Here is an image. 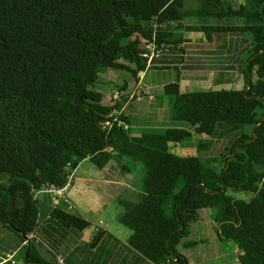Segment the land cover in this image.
Masks as SVG:
<instances>
[{"label":"trees","instance_id":"obj_1","mask_svg":"<svg viewBox=\"0 0 264 264\" xmlns=\"http://www.w3.org/2000/svg\"><path fill=\"white\" fill-rule=\"evenodd\" d=\"M185 30L201 33L206 44L222 35L247 37L238 69L243 87H183L179 69L193 71L177 47L190 42L179 32ZM151 42L162 54L148 69L176 70L175 81L164 86L174 97L171 119L199 137V154L220 131L232 139L215 168H204L200 156L172 152L192 136L186 129L134 137L119 126H130L123 92L131 81L119 86L114 105L95 90L107 70L137 79L147 70L141 52ZM177 51L182 57L172 66L169 55ZM262 116L264 0H201L193 11H186L185 0H0V228L23 242L29 238L28 263L49 264L34 248L41 215L35 192L64 186L85 161L103 169L127 157L146 170L144 192L123 204L119 218L132 250L153 264H188L177 249L193 246L186 242L192 226L202 210L212 209L218 236L235 244L239 263L264 264ZM50 219L79 233L91 227L63 204ZM106 235L99 231L92 247Z\"/></svg>","mask_w":264,"mask_h":264},{"label":"rangeland","instance_id":"obj_2","mask_svg":"<svg viewBox=\"0 0 264 264\" xmlns=\"http://www.w3.org/2000/svg\"><path fill=\"white\" fill-rule=\"evenodd\" d=\"M200 5L201 0H185L186 11H193ZM190 19L196 22L200 21L197 18ZM191 23L195 22L188 21L187 25ZM179 32L183 39H189L190 41L177 46L187 53V56H184L186 59L185 65L187 66L195 63L193 59L202 53V50L211 52L212 56L216 57L219 51L226 52L231 46V52L233 55L235 53L236 56L240 55V50L244 51L247 45V37L243 36L237 38L224 35L215 36L217 37L215 44H206L199 32H188L186 30ZM213 62L215 65L218 63L217 60H212V64ZM179 70L183 75V81H181L183 87L186 86L193 91H199L212 89L210 87L214 86L208 83L206 87L201 86L199 79L192 76L196 72L194 70L188 72H184L182 69ZM176 74V70L148 69L145 71L141 87L137 89L139 92L141 91L140 100H138V94L131 101L127 97V103L131 104L126 108L131 135L134 137H140L143 134L160 135L171 128L186 129L192 132V136L182 144L174 147L172 152L178 156H200L204 168H215L219 152L223 151L232 139L222 137L220 131L215 138L209 141V151L199 154L197 151L199 137L194 135L187 124L177 123L171 119L174 97L167 96L164 93V86L174 82ZM233 75L236 76L238 73L234 72ZM126 80L131 81L133 85L130 90L133 89L131 92H135L134 86L137 79H132L131 73L126 70H107L100 74L95 90L105 96V104L114 105L115 93ZM228 87L240 89L243 86L242 82L239 81L238 85L233 83ZM142 91L146 96L143 95ZM150 95L153 98L150 99ZM72 172L74 173L75 170ZM145 176L144 165L127 157L115 158L110 165L105 166L103 169H97L89 161L83 162L74 178L76 190L70 193V199L73 204V213L87 220L91 227L87 231L79 233L76 230H67L51 221L54 226L53 231L41 235L40 243L34 242L37 255L49 264H56L55 256L57 254H61L63 257V264H118L117 258L123 259L125 253L123 251L118 255L114 251L111 252L110 245L114 239L118 243L126 244V234H129V230L120 223L119 218L124 210L123 204L136 202L138 196L144 192ZM42 197L46 196L40 195L37 199L39 200L40 214L44 216L45 212L48 215L54 206L49 202L45 204ZM242 198H249V196L243 195ZM217 216L218 213L212 209L202 210L200 220L192 226L186 239V242L193 244V246L185 247L181 245L178 247V252L188 259V264H241L238 261L239 252L235 244L231 241L220 240ZM101 230L107 232V237L98 246L99 248H93L92 241ZM20 243L21 238L11 231L0 235V245L7 246L9 249H13ZM27 252L28 245L27 249L25 248L17 255L16 260L26 262ZM142 259L147 263L145 258ZM148 263L153 264L149 261ZM30 264L37 263L31 262ZM138 264H140L139 261Z\"/></svg>","mask_w":264,"mask_h":264},{"label":"crops","instance_id":"obj_3","mask_svg":"<svg viewBox=\"0 0 264 264\" xmlns=\"http://www.w3.org/2000/svg\"><path fill=\"white\" fill-rule=\"evenodd\" d=\"M229 40H231V39H229ZM231 51H232V47L230 46L228 51H226V52L219 51L218 55L215 57V56H212L211 52H208L206 50L205 51L202 50L201 51L202 53H200L196 58L193 59L195 61V63L193 65L189 66V67H192L194 71H196L195 74H193L192 76L199 79L201 86L206 87L207 83L213 84L214 86L210 87L212 89L228 87V86H231L233 83H236V85H238L239 84V77H238V75L234 76L233 73L234 72L238 73V69L241 65L243 55H245L246 50L245 49H244V51L240 50V55H236V56H235V53L233 55V53ZM186 56H187V54H186ZM181 57H182V55L178 51L171 53L169 55L168 63L172 66L177 65V63L181 59ZM184 60L186 61L185 58H184ZM212 60H217L218 63H216V65H215V63L213 62V64H212ZM132 85L133 84L131 82L128 84L127 89L123 92V95L128 96L134 92V91L131 92L133 89L130 90ZM135 87H136V84L134 86V90H135ZM115 94H116V96H115L116 99H118L120 97V95H122V93H120L119 91H117ZM143 95L146 96L145 93ZM149 98L151 99V98H153V96L150 95ZM138 100H140V99H138ZM129 106L130 105L128 103H126L124 111H126V108ZM111 162L112 161H110L106 166L110 165ZM78 170H79V167L73 173L74 178H75ZM74 182H75V180H74ZM75 184H76V182H75ZM42 199L44 200L45 204L47 202H49V203H51V205L55 206V204L53 203V201L51 200V198L49 196L42 197ZM51 211L48 213V215L46 212H45L44 216L40 215L41 216L40 221H39L40 226L38 228V233H37L38 236L33 237V239L35 240V243H40L41 235H45V234H48V233L53 231L54 226H53V223L51 222L52 220L50 219ZM101 231H104V230H101ZM6 232H9V230H5V229L0 228V235L3 233H6ZM106 234H107V232H106ZM126 235H127L126 244L118 243L116 241V239H114L113 243L110 245V251L111 252L114 251L118 255H119V253H121L123 251L125 253L123 259L117 258L118 264H138V261L140 262V264H147L148 260L146 263V261H144V259H142L143 257H139L140 255H138L137 252H135L134 250H132L130 248V246L128 244V237L130 235V231H129V234L127 233ZM106 237H107V235H106ZM25 244H26V241L23 242L21 240V243L18 244L13 249H9L7 246L0 245V256L3 255L4 253H16V256H15V260H16L17 255L25 249ZM100 245L101 244H99L98 246H100ZM59 256H61V254H57V256H55V261L57 264H59L58 263V257ZM20 263H28V262L20 261ZM30 263H28V264H30ZM0 264H1V262H0ZM7 264H10V263H7Z\"/></svg>","mask_w":264,"mask_h":264},{"label":"built area","instance_id":"obj_4","mask_svg":"<svg viewBox=\"0 0 264 264\" xmlns=\"http://www.w3.org/2000/svg\"><path fill=\"white\" fill-rule=\"evenodd\" d=\"M162 54V50L156 45L155 42H151L143 47V51L141 52V56L148 61V68L151 66L152 61ZM144 73L140 72L137 75V83L135 87V92L128 95L129 101H131L136 94H138V99H140L141 91L137 90L141 87L142 81L144 79ZM119 126H122L125 129H129L130 126L124 122H119ZM112 149H109V151ZM76 190V184L74 182V174L72 171L69 172L67 176V181L64 186L56 187V186H45L42 190L35 192V199H37L40 195L49 196L55 205L64 204L69 210H73V204L70 199V193ZM33 237V235H31ZM16 253H4L0 256L1 264H28V263H20L15 260ZM64 260L62 256L58 257V263L63 264Z\"/></svg>","mask_w":264,"mask_h":264},{"label":"water","instance_id":"obj_5","mask_svg":"<svg viewBox=\"0 0 264 264\" xmlns=\"http://www.w3.org/2000/svg\"><path fill=\"white\" fill-rule=\"evenodd\" d=\"M246 64V63H245ZM245 66V65H244ZM248 84H249V89H250V82H249V80H248ZM263 119H264V117L262 116V118H261V120L263 121ZM236 153H237V148L235 149V154L234 155H236ZM226 161L228 162L229 160L228 159H226ZM228 166H229V164H228ZM203 186H204V188L206 189V186H205V184H202ZM223 187H224V189H223V192L225 193V186L223 185ZM217 192H219V191H211L210 192V194H213V193H217ZM25 241H26V244L28 245V251H29V238L27 237V238H25ZM27 257H28V252H27ZM30 262H33V263H37V264H39L38 262H36V261H30Z\"/></svg>","mask_w":264,"mask_h":264}]
</instances>
